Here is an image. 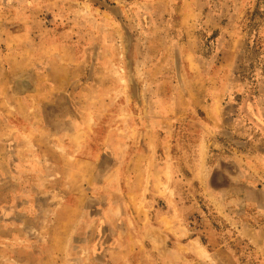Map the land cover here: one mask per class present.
<instances>
[{
  "label": "rangeland",
  "instance_id": "obj_1",
  "mask_svg": "<svg viewBox=\"0 0 264 264\" xmlns=\"http://www.w3.org/2000/svg\"><path fill=\"white\" fill-rule=\"evenodd\" d=\"M0 175L20 221L77 208L87 264L108 223L155 264L220 237L259 263L232 226L264 232V0H0Z\"/></svg>",
  "mask_w": 264,
  "mask_h": 264
},
{
  "label": "crops",
  "instance_id": "obj_2",
  "mask_svg": "<svg viewBox=\"0 0 264 264\" xmlns=\"http://www.w3.org/2000/svg\"><path fill=\"white\" fill-rule=\"evenodd\" d=\"M77 134L78 131H71L69 138H77ZM32 144L34 148H38L35 143ZM32 144L29 148H32ZM1 179L3 177L0 175V184ZM2 182L5 181L2 180ZM15 183L16 179L10 176L7 180L9 188L5 192L0 191V264H87L81 259V256L84 255L80 254L81 251H85V248L79 244L80 227L77 226V220L80 212L76 211L77 208L65 209V205H61V208L56 210L57 220L50 222L48 219L44 220L47 217V208L43 207L41 213L38 210L39 213L34 215L29 209L27 211L33 217L40 214V218H38L40 220L33 223L20 221L17 216L16 193L18 192L15 190ZM65 200L66 203H70L69 198ZM70 200L73 204L77 200V196L70 197ZM262 208L264 207L262 206ZM64 213H66V217ZM232 227L237 230L238 236L247 237L254 247L260 248L257 253L259 263L251 257L237 255L229 243L222 240L219 235L220 238L213 241H204L201 238L195 241L182 239L177 247L183 262L264 264V232L259 234L254 228L255 226L243 225L238 220L233 222ZM104 228L108 235L102 249L104 264H145V260L148 264L157 263L154 250L150 251L145 248L146 242L149 240L150 243L154 242L153 239H147L149 227L137 225L135 229L129 224L108 223ZM205 234H209V231L208 233L206 231ZM192 243L196 244L194 251L187 248ZM171 264H174V261H171Z\"/></svg>",
  "mask_w": 264,
  "mask_h": 264
},
{
  "label": "trees",
  "instance_id": "obj_3",
  "mask_svg": "<svg viewBox=\"0 0 264 264\" xmlns=\"http://www.w3.org/2000/svg\"><path fill=\"white\" fill-rule=\"evenodd\" d=\"M254 21V18L253 17H250V19L247 20L248 22V27H250L249 24H253V29L249 31V33H247L249 36L252 35L254 33L255 37H256V31H255V28L258 27V25L256 23H253ZM250 39V38H249ZM253 48H254V43H253Z\"/></svg>",
  "mask_w": 264,
  "mask_h": 264
},
{
  "label": "built area",
  "instance_id": "obj_4",
  "mask_svg": "<svg viewBox=\"0 0 264 264\" xmlns=\"http://www.w3.org/2000/svg\"><path fill=\"white\" fill-rule=\"evenodd\" d=\"M188 227L193 229V230H196L197 229L196 222L192 221V219H190Z\"/></svg>",
  "mask_w": 264,
  "mask_h": 264
}]
</instances>
